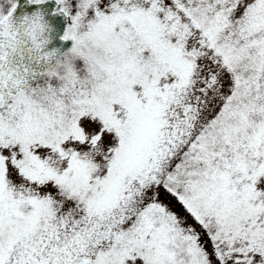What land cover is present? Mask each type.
I'll return each mask as SVG.
<instances>
[{"label":"snow or ice","instance_id":"snow-or-ice-1","mask_svg":"<svg viewBox=\"0 0 264 264\" xmlns=\"http://www.w3.org/2000/svg\"><path fill=\"white\" fill-rule=\"evenodd\" d=\"M0 264H264V0H0Z\"/></svg>","mask_w":264,"mask_h":264}]
</instances>
